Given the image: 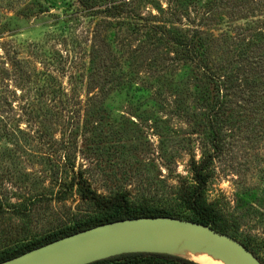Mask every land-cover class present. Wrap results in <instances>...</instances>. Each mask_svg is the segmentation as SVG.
<instances>
[{
    "label": "rangeland",
    "instance_id": "1",
    "mask_svg": "<svg viewBox=\"0 0 264 264\" xmlns=\"http://www.w3.org/2000/svg\"><path fill=\"white\" fill-rule=\"evenodd\" d=\"M32 1L10 8L4 1L0 10L2 20L13 19L0 36V201L31 213L28 219L4 207L0 242L39 237L86 214L76 188L57 183L70 181L72 165L99 194L126 189L136 203L177 207L179 182L191 181L190 160L201 159L206 142L199 87L185 66L174 67L173 54L155 51L146 28L205 23L222 44L241 28L264 25V0H240L237 15L235 0L219 8L218 0H104L94 9L79 0H39L48 12L21 19ZM108 1L114 17L105 13ZM94 55L98 67L105 60L99 68L109 84L92 83ZM252 100L260 106L247 116L234 108L240 123L226 132L207 199L264 260V97Z\"/></svg>",
    "mask_w": 264,
    "mask_h": 264
},
{
    "label": "trees",
    "instance_id": "2",
    "mask_svg": "<svg viewBox=\"0 0 264 264\" xmlns=\"http://www.w3.org/2000/svg\"><path fill=\"white\" fill-rule=\"evenodd\" d=\"M4 1L10 8L14 7L17 0H0V10ZM186 1L178 0L180 4ZM218 1L215 5L216 8L221 7L219 4L228 7V3L232 0ZM79 2L82 7L87 9H94L98 5L104 4V0H79ZM239 2L240 0H235L236 5L231 10V14L239 13ZM111 3V1L105 3L107 5L105 13L108 17H114L117 10V7L109 5ZM33 7H37L36 12ZM211 11L214 12L215 8ZM46 12H48L47 8L42 6L39 0H34L29 7L22 10L21 19L28 20L31 16H38ZM2 16L0 11V36L6 31H11L13 23L12 18L5 16V20H2ZM208 16L210 17L211 14L208 13L207 18ZM208 27L207 24L200 23L199 26L186 30L176 26L168 28L167 24H157L146 28L147 40L155 48V51L163 47L173 54L171 61L173 65L175 64L174 67L185 66L194 79L195 86L199 87L197 95L201 113L199 125L201 131L199 132L203 134L206 142L201 144L203 149L201 159L196 160L193 156L190 160L191 181L181 179L179 182L178 206L161 208L150 206L145 202L136 203L132 200L131 192L126 189L118 190L110 195L99 194L84 178L83 172L74 173L75 165H72L69 167L72 171V176L69 177L70 181L68 179V182H65L63 179L57 183H61V185L69 183L68 186L71 189L76 188L81 200L88 204L86 214L70 224L61 225L39 237L13 241L6 245L0 242V263L103 224L142 217H172L211 226L213 229L240 241L259 258L254 242L252 240L241 241L238 227H234L228 216L214 203L208 201L207 188L214 175V161L223 152L226 132L232 131L240 123L234 121V108H241L242 112L239 114L247 116L248 108L260 106L259 103L253 102L252 98L259 94L264 97V90L260 91L264 86V25L258 24L255 29H252L251 26L245 29L241 28L237 30L236 36L225 37L226 41L231 43L223 42L222 44L218 42V38L214 34L207 31ZM9 28L10 30H8ZM230 44L233 46L231 51L227 48ZM216 52L224 54L222 59L214 55ZM232 52L237 54L232 55ZM96 59L97 55H94V58L90 60L92 83L94 86H98L104 81L109 84L108 77L99 68L106 66L105 60L100 58L98 67ZM110 83H112L111 80ZM61 193L62 191L58 195ZM30 199H34V197H30ZM29 202L33 203V200ZM4 207L15 210L17 214L23 215L25 218L31 217V213L25 214L28 210L26 205L9 202L3 205V202L0 201V212ZM260 261L264 264V260L260 259ZM92 264L201 263L177 255L125 254Z\"/></svg>",
    "mask_w": 264,
    "mask_h": 264
},
{
    "label": "water",
    "instance_id": "3",
    "mask_svg": "<svg viewBox=\"0 0 264 264\" xmlns=\"http://www.w3.org/2000/svg\"><path fill=\"white\" fill-rule=\"evenodd\" d=\"M204 253L224 264H263L245 245L211 226L172 217L111 222L0 264H92L125 254ZM187 258V257H186Z\"/></svg>",
    "mask_w": 264,
    "mask_h": 264
},
{
    "label": "bare ground",
    "instance_id": "4",
    "mask_svg": "<svg viewBox=\"0 0 264 264\" xmlns=\"http://www.w3.org/2000/svg\"><path fill=\"white\" fill-rule=\"evenodd\" d=\"M180 254L201 264H224L219 259L204 253L180 252Z\"/></svg>",
    "mask_w": 264,
    "mask_h": 264
}]
</instances>
